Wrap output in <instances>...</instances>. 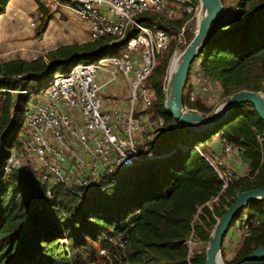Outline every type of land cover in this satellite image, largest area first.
I'll use <instances>...</instances> for the list:
<instances>
[{"label": "trees", "instance_id": "obj_1", "mask_svg": "<svg viewBox=\"0 0 264 264\" xmlns=\"http://www.w3.org/2000/svg\"><path fill=\"white\" fill-rule=\"evenodd\" d=\"M34 1L40 35L53 14ZM8 2L0 0V14ZM221 2L225 11L215 19L195 60L225 98L242 89L264 94V0ZM152 20L140 18L143 24ZM187 37L190 41L192 35ZM109 40L60 45L33 60L0 62V264H87L92 241L100 244L108 264H204L205 250L190 252L188 241L206 243L216 219L238 193L264 187V122L251 103H240L222 125L207 132L185 127L166 111L163 78L173 46L158 55L146 81L155 95L146 111L161 117L163 125L139 145L132 164L104 172L87 188L61 183L48 187L33 178L32 170L6 171L12 149L21 144L31 94L43 89L63 65L69 69L118 55L122 43ZM191 108L212 111L201 102ZM219 130L250 162L249 172L234 175L224 188L195 149L202 140V152H213L208 143ZM238 219L248 224L249 234L242 235L229 264L264 244V200L241 208L229 228Z\"/></svg>", "mask_w": 264, "mask_h": 264}, {"label": "built area", "instance_id": "obj_2", "mask_svg": "<svg viewBox=\"0 0 264 264\" xmlns=\"http://www.w3.org/2000/svg\"><path fill=\"white\" fill-rule=\"evenodd\" d=\"M49 10L69 7L86 22L90 41L107 37L110 42H124L118 55L100 58L96 62H78L66 73L53 74L30 105L28 104L21 144L12 149L6 171L31 169L33 178L48 187L61 183L87 188L104 172L128 166L139 157V144L146 132L163 125L161 117H150L146 111L155 99L146 84L158 55L170 49L172 41L185 44L188 24L197 19L198 0H39ZM143 16L153 20L140 22ZM177 21H181L179 26ZM37 20L30 18L35 27ZM193 34L195 30L193 31ZM176 47L173 56L176 55ZM1 62V52H0ZM99 72L107 74L106 83L120 75L129 84V105L125 111H115L114 121L101 109L98 93ZM168 70L163 80H167ZM220 85L209 79L198 61L187 74L182 91V105L194 111V102L214 104L212 111L224 100L214 95ZM221 94V92H219ZM206 106V105H205ZM208 107V106H206ZM77 110L78 113H73ZM154 134V133H153ZM221 153L215 151L205 157L222 181L228 185L235 169L226 158L239 154V147L220 137ZM70 166L67 171L66 167ZM103 168L99 173L98 167ZM30 167V168H29ZM47 194H50L48 189ZM240 235L249 234L244 219L235 221Z\"/></svg>", "mask_w": 264, "mask_h": 264}, {"label": "water", "instance_id": "obj_3", "mask_svg": "<svg viewBox=\"0 0 264 264\" xmlns=\"http://www.w3.org/2000/svg\"><path fill=\"white\" fill-rule=\"evenodd\" d=\"M198 2L199 12L196 30L181 52L173 57L168 68L164 87V107L166 111L185 127L207 132L216 125H222L225 118L240 103L249 102L254 106L257 114L264 122V94L250 89L233 92L208 114L184 109L182 91L190 66L203 46L215 19L225 11L221 0H198ZM121 43L123 44L124 42ZM254 200H264V187L241 191L236 195L234 201L227 207L225 212L216 219L206 242L204 264H223L221 260L223 238L237 212ZM232 264H264V244L256 247L239 261Z\"/></svg>", "mask_w": 264, "mask_h": 264}, {"label": "rangeland", "instance_id": "obj_4", "mask_svg": "<svg viewBox=\"0 0 264 264\" xmlns=\"http://www.w3.org/2000/svg\"><path fill=\"white\" fill-rule=\"evenodd\" d=\"M227 2H229V0H227ZM48 10H49V8H48ZM49 11L52 12V14H53V17L51 19L52 20L51 24L48 23L45 31L42 32L40 35H38L36 33L37 24L39 23V19H38L39 14H38L37 8H35V10H31L28 12V15L26 18V21H27L26 23H27V27L29 28L30 31L28 33H25L21 37V39H14V38L8 37L6 40H4L1 43V49H0L1 61H4L8 58H14L16 54H19V52H21L24 49L29 50L28 51L29 55H32V56L37 55V57L44 56L47 52L52 50L54 48V46L57 44L56 41L54 40V38H55V34L58 37H60L59 31L61 33H63V35L68 39L72 38V33L73 34L77 33V34H79L80 38L86 39V42L90 41L89 32H88V29L86 26V22L82 18H80V16H78L76 13H74L71 8L63 6V7H58L56 10H53V11L49 10ZM198 12H199V9L196 12L197 15H198ZM30 18H34L37 20L35 27L30 26V24H29ZM196 20H194L188 24V32L184 33L185 44L177 45V42L175 40L172 41L171 47L173 46L174 49L176 47L178 48L176 55L179 54L181 52V50L189 42L187 34L193 36L192 30L193 31L196 30V26H197ZM180 24H181V21H177L176 25L179 26ZM76 43H80V42H76ZM81 43H83V42H81ZM2 47H8V48L10 47L11 50L6 52V53H3ZM173 52H174V50H173ZM173 57L174 56L172 54L170 62L173 59ZM82 62H85V61H82ZM170 62H169V65H170ZM168 68H169V66H168ZM69 69H66V67L63 65L61 67V69L57 70L54 74L66 73ZM101 73H104V72H99L100 75H101ZM52 76H53V74L50 76V79L52 78ZM165 84H166V82H165ZM112 88L114 90L113 93L111 92ZM126 88L128 89L127 97H128V101H129L130 100L129 84L120 75L116 80H114L113 82H110L103 89H100L98 96H99L100 100L104 103L105 100L108 99L109 97L112 98V96H121V95L126 94ZM42 91H43V89L40 90V92H42ZM219 92H221V91H216L215 95H214V99L217 102L221 101L223 99L222 98L223 95L219 94ZM38 94H39V92L31 94V97H30L29 102H28L29 105H30L31 101L35 97L38 96ZM224 99H225V97H224ZM222 101H224V100H222ZM205 105L211 109L214 106V104L212 105L210 103H205ZM22 131H23V128H21V130H20L21 136L23 135ZM221 133H222V130H219V132H217L215 134V136L212 138V140L216 139V141L219 142ZM146 136H147V138L152 137L153 136V130L152 131L147 130ZM209 143H208V145H209ZM197 144H198L199 148H203L204 146H206L202 140L198 141ZM211 151H213V150H211ZM238 156L240 159H242L243 164L247 165L245 167L244 171H242V175L247 174L250 170V168H249L250 162L244 156H242L241 153L236 155L235 157L237 158ZM226 161L228 162L227 158H226ZM29 170H31V169H29ZM240 232H241V230L239 228H236V226H231L229 228V230L226 232L224 239H223V246H225L226 248L221 250V260H222L223 264H229L227 262H229L231 259L234 258L235 249L238 246L237 243L240 241V239H243L242 238L243 234L240 235ZM60 242H64V240H61ZM206 246H207V243H204V242H194L191 240L188 241V247H189L190 252L194 251L195 249L205 250ZM88 249H89V253H90L92 258L90 257L91 259L89 260V262H87V264H108L107 263L108 259L106 257V253L104 252V250L102 249V247L100 246V244L98 242H93V241L89 242Z\"/></svg>", "mask_w": 264, "mask_h": 264}, {"label": "crops", "instance_id": "obj_5", "mask_svg": "<svg viewBox=\"0 0 264 264\" xmlns=\"http://www.w3.org/2000/svg\"><path fill=\"white\" fill-rule=\"evenodd\" d=\"M37 7V4L35 3L34 0H9V2L6 5L5 11L0 14V49H1V43L6 40L8 37L14 38V39H21V37L25 34L28 33L30 30L27 27V15L28 12L31 10H35ZM51 21L49 24H51ZM60 37H58L55 34L54 40L56 41V45L54 48L60 46V45H66V44H72L76 42H86V39L80 38L79 34L72 33V38L68 39L66 38L63 33L59 31ZM53 48V49H54ZM23 49V48H22ZM10 47H2V52L6 53L10 51ZM29 50L24 49L19 54H16L14 58H22L25 60H33L37 58V55H29ZM13 59V58H8L6 60ZM4 60V61H6ZM108 79L107 74L101 73L98 76V83L101 86V89H103L106 85L109 83H106ZM113 88H112V93H113ZM128 89L126 88V94L121 95V96H112L109 97L108 99L105 100L103 103L101 101V109L110 114L109 118L110 121L115 124L114 121V112L115 111H125L126 108L129 105L128 101ZM73 113H78L77 110H73ZM209 148L217 153H221V144L220 142L216 141V139H213L209 143ZM228 159V164H230L234 169H235V175H242V171H244L245 167L247 165H244L242 162V159L239 158V156L236 157H229ZM67 171H69L71 168L70 166L66 167ZM99 173L103 172V168L101 166L98 167Z\"/></svg>", "mask_w": 264, "mask_h": 264}, {"label": "bare ground", "instance_id": "obj_6", "mask_svg": "<svg viewBox=\"0 0 264 264\" xmlns=\"http://www.w3.org/2000/svg\"><path fill=\"white\" fill-rule=\"evenodd\" d=\"M196 22H197V20H196ZM196 26V25H195ZM174 62V61H173Z\"/></svg>", "mask_w": 264, "mask_h": 264}]
</instances>
